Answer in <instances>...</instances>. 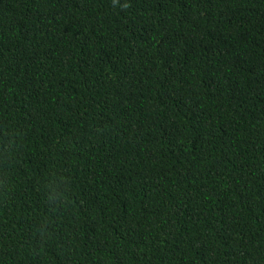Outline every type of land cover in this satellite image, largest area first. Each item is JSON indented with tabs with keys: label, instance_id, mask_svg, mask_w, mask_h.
<instances>
[{
	"label": "trees",
	"instance_id": "trees-1",
	"mask_svg": "<svg viewBox=\"0 0 264 264\" xmlns=\"http://www.w3.org/2000/svg\"><path fill=\"white\" fill-rule=\"evenodd\" d=\"M0 264H264V0H0Z\"/></svg>",
	"mask_w": 264,
	"mask_h": 264
},
{
	"label": "clouds",
	"instance_id": "clouds-1",
	"mask_svg": "<svg viewBox=\"0 0 264 264\" xmlns=\"http://www.w3.org/2000/svg\"><path fill=\"white\" fill-rule=\"evenodd\" d=\"M125 7H128V5H125Z\"/></svg>",
	"mask_w": 264,
	"mask_h": 264
}]
</instances>
